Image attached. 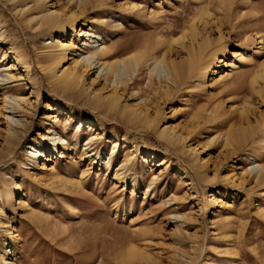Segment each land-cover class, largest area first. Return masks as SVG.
I'll return each mask as SVG.
<instances>
[{"label":"rangeland","instance_id":"rangeland-1","mask_svg":"<svg viewBox=\"0 0 264 264\" xmlns=\"http://www.w3.org/2000/svg\"><path fill=\"white\" fill-rule=\"evenodd\" d=\"M80 1L0 0V66L14 77L0 86L12 264H264V84H253L264 0ZM47 9L66 21L42 26ZM96 41L109 54L94 67L145 59L131 74L79 64L76 90L48 76L50 56L70 73ZM199 46L203 68L191 74ZM154 57L181 74L164 76ZM16 99H26L24 135L3 108ZM13 129L21 141L8 140Z\"/></svg>","mask_w":264,"mask_h":264},{"label":"bare ground","instance_id":"bare-ground-1","mask_svg":"<svg viewBox=\"0 0 264 264\" xmlns=\"http://www.w3.org/2000/svg\"><path fill=\"white\" fill-rule=\"evenodd\" d=\"M84 1L85 0H81L80 1V6L81 5L83 6ZM79 16H82V12H80V11L76 12L71 17H72V19L74 18V22H75V20ZM209 17H210V14L208 13L207 9L204 8L201 11L199 17L197 18L196 23L197 22L202 23V22H204V20L206 18H209ZM59 18L60 19L64 18V22L66 21V18L64 17V15L61 12H58V11L56 12L55 11V12L52 13L49 9H47V10H43L42 11V17H41L40 21H42V26L50 27L51 25H54L55 23H57L56 21ZM64 22H62V24H64ZM195 32H194V35L197 34ZM80 35L81 36L82 35L85 36L87 34L83 33V32H80ZM87 36L90 37L89 39H91V40L92 39H94V40L99 39V37H97V36H93V37L90 36V35H87ZM2 37H3V32L0 31V44L2 42ZM184 38H186V37H183V39ZM179 41H181V40H178L177 42H179ZM98 42L99 41L94 42L95 44H97L96 46L93 47L94 49H96V51L92 55H89L86 58L82 57L83 59H81L80 62H76L75 69L71 70L70 73L64 72L62 70V67H60L62 62L65 60L66 57H64V56H62L60 54H59L60 56H53V55L50 56L48 59L51 62V65L47 66V68H46V71L48 72V76L51 79H55L56 80V79H61L60 77H63V76L67 75L66 76V77H68L67 81H66L67 89H69V90L75 89L76 90V88L78 89V87H80L81 80L83 78V74L79 70L78 71L76 70V67L79 64H83L87 68H90V69H98V71H102V72L106 68H109L110 71H112V69L114 70L115 66H117V67L121 66L126 72H129L131 74L135 70H138V68L140 67L141 61L143 59H145L144 58L145 56H143V55L142 56H129V57H126V58L118 61L114 65L106 63V62H103L101 60H97L98 61V68L96 66L94 67V65H95V60H94L95 58L94 57L95 56L99 55L100 57L104 58V57H107V55L109 54V52H107V51H109V50H107V47H105L102 43L100 45H98ZM199 47H201V46H199ZM203 53H204V49L201 47V48H199V50H196V52L193 51L189 55V57L186 60V63H187L188 69H189V73L192 74V73H194V72H196L198 70H201L203 68V65H202L203 64L202 63L203 62V56H204ZM147 57H149V56H147ZM19 59L23 60L22 56H18L17 55L16 58H15V62H18ZM152 59H153V63L156 65L157 68L158 67L162 68L159 71L162 72L164 74V76H169V74H173L174 72H175V75H177V76H179L181 74L180 72H178V69H176L175 66H173V64H171V67H172V71H171L170 67L166 66L163 57H154ZM1 69H2V66H0V86H3V85L6 86L7 84H11L12 82H10L9 80H13L14 77H12V76H10L8 74H5V70H3V69L1 70ZM157 72H158V69H157ZM59 74H60V76H59ZM170 77H171V75H170ZM262 82L264 84V71L257 72L256 75L254 76V79H253V84L254 85H258L259 86L260 83H262ZM25 100L26 99H16V101L12 102L11 104H10V102L6 103L5 106L3 107L5 113L10 115L9 118L7 117V121L12 122V124L15 125L16 129L22 130V131H20V133L23 134V135L28 131V128H29L28 126L29 125L27 124V122L25 120H23V118L17 117L16 115H17V113L18 114H23L25 112L24 108L22 107V104H24ZM115 106H116V103L113 101V103L110 104V107L113 109V108H115ZM69 113L71 114L72 111L69 110ZM79 121H80V119H79ZM261 126H264V122L261 125H259V127H261ZM98 128H99L98 130H100L102 127L100 125H98ZM16 129L15 130L13 129V131L8 130V131H10V134L8 132V134H9V136L7 137L8 140H15V141L20 140V139L17 138L18 135H16V133L18 132V130H16ZM102 132H103V130H102ZM10 144H11V142H10ZM259 168L262 169V167H259ZM254 169H255V167H253L251 169V172ZM153 185H154V182L150 185V187H152ZM0 225H1V227L4 228V231L9 236V239H7V243L6 244L3 241H0V249L1 250L3 249L4 256L7 257L6 259L3 258V260H4L5 264H12L13 256L11 255V253L15 252V249H16L15 248V246H16L15 245V239L12 237V234L9 232V230L4 227V224L2 223L1 220H0ZM131 250L132 251L130 252V254L127 253L129 258L131 256H133L134 253L136 254V252H137L134 248L131 249ZM133 250H135L134 253H133ZM129 255H131V256H129Z\"/></svg>","mask_w":264,"mask_h":264}]
</instances>
